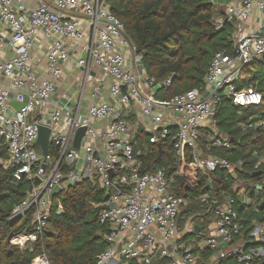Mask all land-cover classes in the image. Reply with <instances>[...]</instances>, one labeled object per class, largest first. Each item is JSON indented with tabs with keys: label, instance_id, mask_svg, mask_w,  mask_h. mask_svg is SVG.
Masks as SVG:
<instances>
[{
	"label": "built area",
	"instance_id": "built-area-1",
	"mask_svg": "<svg viewBox=\"0 0 264 264\" xmlns=\"http://www.w3.org/2000/svg\"><path fill=\"white\" fill-rule=\"evenodd\" d=\"M34 1L30 6L27 0H0V78L10 84L0 85V149L7 152L4 168L31 187L9 216L14 222L29 217V232L14 235L10 243L32 251L48 227L52 190L87 182L104 196L94 205L105 243L95 264H218L229 258L253 264L255 258L264 259V225L255 224L250 233L263 247L245 251L244 243L233 242L241 219L233 197L214 189V173L226 170L234 177V168L206 154L200 144L204 140L210 148H233L232 138L219 130L215 118L223 100L237 108L261 105L259 92L237 83L242 69L264 55V27L256 34L244 31L252 12L264 11V0H225L226 16L215 27L236 21L233 53L216 52L203 84L170 99L158 93L171 79L156 83L146 75L142 56L105 0ZM37 52L44 67L36 61ZM66 65L78 72H70L59 94ZM12 102L23 107L17 111ZM239 126L241 131L246 128ZM40 127L49 130L46 157L35 145ZM80 129L84 132L75 146ZM167 140L176 162L148 171L146 158ZM188 148L196 170L212 188L181 197L175 189L177 181H184ZM262 164L264 158L258 159L254 169ZM190 201L206 206L212 215L206 233L193 246L183 241L193 234V219L178 224ZM194 248L209 250V258ZM30 264L50 262L41 253Z\"/></svg>",
	"mask_w": 264,
	"mask_h": 264
},
{
	"label": "trees",
	"instance_id": "trees-1",
	"mask_svg": "<svg viewBox=\"0 0 264 264\" xmlns=\"http://www.w3.org/2000/svg\"><path fill=\"white\" fill-rule=\"evenodd\" d=\"M218 1L105 0L111 14L121 22L126 36L142 56L141 66L146 75L156 83L171 79L168 88H160L159 98L170 99L200 87L213 55L218 51L233 53L234 20L224 21L219 29L215 27L219 15L215 3ZM244 85L262 95L261 105L237 108L223 100L215 115L219 130L232 138L233 148H210L204 140L200 144L206 154L223 158L234 168V177L226 170L214 173V189L228 192L235 200L234 209L242 228L233 242L244 243L247 251L250 247H263L250 233L255 224L264 225V164L254 169L257 160L264 158V55L242 69L237 87ZM240 124L246 125L245 130H240ZM157 154L154 146L153 154L145 160L148 171L176 162L169 140L162 143L160 161H155ZM6 158V149H0V264H30L41 253L50 264H95L97 255L105 249L103 226L98 221L99 208L94 206L104 199L103 192L87 182L60 192L52 202L47 229L38 242L31 245L32 251L27 247L21 251L10 239L29 232L30 218L14 222L9 216L13 207L27 195L30 183L14 179L13 171L3 166ZM255 173L258 174L253 176ZM183 177V183L177 181L175 192L178 196L193 197L208 191L209 188H204L206 178L196 170L189 148L186 149ZM247 184H253L255 196L253 193L248 197L240 196L243 189L247 191ZM188 218L202 227L204 233L212 223L207 207L193 201L183 208L178 224L183 226ZM200 236L187 234L183 241L193 246ZM198 251L203 259L209 258V250L194 248V252ZM218 264L237 262L229 258ZM253 264H264V259L255 258Z\"/></svg>",
	"mask_w": 264,
	"mask_h": 264
},
{
	"label": "crops",
	"instance_id": "crops-1",
	"mask_svg": "<svg viewBox=\"0 0 264 264\" xmlns=\"http://www.w3.org/2000/svg\"><path fill=\"white\" fill-rule=\"evenodd\" d=\"M27 3H29L30 6H33L35 4V1L34 0H27ZM235 5L238 6L237 3ZM215 10L217 11V13H219L216 20L218 18H224L226 16L225 0H219L217 3H215ZM235 25H236V21H234L232 37H233ZM262 27H264V11H260V10L255 9L252 12V14L249 16L247 21L245 22L244 31L246 33H249V34H254V33L256 34L258 32V29L262 28ZM36 55L39 57L36 59V61L37 62L39 61L38 62L39 65L44 67L45 63H44V60H42L41 53L37 52ZM79 71H81V69H79ZM70 72L75 74L78 72V69L73 68L71 65H66L64 68L65 76L67 74H70ZM0 85L4 86L5 88L10 87L9 82L4 80L3 78H0ZM66 85H67L66 80H65V78H63V80L57 86V93L62 94L66 88ZM12 103H15V102H12Z\"/></svg>",
	"mask_w": 264,
	"mask_h": 264
},
{
	"label": "water",
	"instance_id": "water-1",
	"mask_svg": "<svg viewBox=\"0 0 264 264\" xmlns=\"http://www.w3.org/2000/svg\"><path fill=\"white\" fill-rule=\"evenodd\" d=\"M11 106L14 107V109L18 111V110H20L23 107V103H11ZM83 132H84V129H80L78 131L77 136L75 138V146L78 145L79 139L82 136ZM48 136H49V130L47 128L40 127L39 128V132H38V138H37V141L35 142V145L38 146L41 149L42 155L44 157L47 156L48 149H49ZM160 156H161V147L158 146V155L156 157V161H158L160 159ZM257 174L258 173H255V174H253V176H256ZM181 181H182V179H181ZM38 183H39V180L35 179L34 185L36 186V185H38ZM204 188L211 189L212 188V184L208 182V183L205 184ZM259 189L260 188H258V190ZM30 190H31V187H29V191ZM60 191L61 190L59 188H57V187L52 190V192L50 193V195L48 197L49 204L52 203L53 198L56 195H59ZM201 233H203V228L195 224L193 226V234L194 235H199Z\"/></svg>",
	"mask_w": 264,
	"mask_h": 264
},
{
	"label": "rangeland",
	"instance_id": "rangeland-1",
	"mask_svg": "<svg viewBox=\"0 0 264 264\" xmlns=\"http://www.w3.org/2000/svg\"><path fill=\"white\" fill-rule=\"evenodd\" d=\"M70 75H71V73L66 75V77H65V80H66V81H69ZM243 87L246 88V85H244ZM252 185H253V184H247V187H248V188H247V191H246L245 189H243V190L240 192V196L242 197V196H244V195H245V196L247 195V197H248L250 193H253L254 196H255L256 193L254 192Z\"/></svg>",
	"mask_w": 264,
	"mask_h": 264
}]
</instances>
